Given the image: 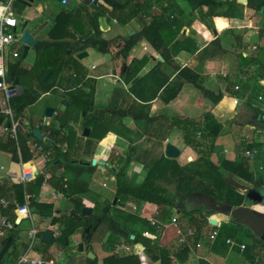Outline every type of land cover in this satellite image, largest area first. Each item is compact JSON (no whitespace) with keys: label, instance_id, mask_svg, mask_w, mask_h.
<instances>
[{"label":"trees","instance_id":"1","mask_svg":"<svg viewBox=\"0 0 264 264\" xmlns=\"http://www.w3.org/2000/svg\"><path fill=\"white\" fill-rule=\"evenodd\" d=\"M3 1V0H0ZM191 6L192 11L199 15L201 20L205 18L221 16L232 18L235 13V4L237 0H186ZM158 6L160 14H155L153 8ZM19 7V9H18ZM247 7L256 14H264V0H248ZM26 8V3L21 0L13 2V11L16 15H22ZM224 9V11H220ZM76 9L64 8L59 13L56 19V28H63L69 23H72ZM117 17L119 23L125 26L127 23L138 19L141 22V29L129 38L121 36L112 40L102 38L99 30L98 19L106 17L108 14ZM183 11L176 3V0H101L95 6L94 18L91 22L93 34L84 36L75 42L60 41V42H38L35 50L38 54V59L35 68L40 69L38 76V84L35 89L32 86L24 87L23 92L12 99L13 108L16 110L19 118L25 117V109L36 103L40 97V91L51 92L61 83L64 66L67 65L73 68L75 77V86L83 83L84 70L79 66V60L74 55L88 50L94 46V42L99 41L95 46L105 52H109L111 46L119 48L116 53L117 59H120L121 79L129 86V93L135 98V105L130 108L116 110L114 104L110 108L112 112L109 115L108 110H95V79H87L84 84L89 88L88 91L78 89L67 93L69 96L68 106L64 112H59L56 120L60 123V128L53 126L41 128L48 132L46 141L39 142L34 137L33 131H29L26 136L19 133V146L24 152V163H27L33 157L27 143L30 140L37 141L47 149L51 150L52 155L50 162L47 163L46 169L50 173V178L47 180L53 188L63 194L68 205L60 208L57 212L54 203H46L38 201L41 196L43 184L46 181L44 176H39L36 180L24 185L15 180L5 179L0 180V220L2 218L15 222L16 214L14 212L16 202L24 206L28 204L31 215L42 219H50L51 224L58 228L59 236L54 243L57 242L64 251L72 247L73 239L78 238L80 244H84L88 239V230L95 231L86 244V251H92L94 236L98 232L102 223L108 217V214H103L102 210L110 206L112 203L103 202L95 203L93 207L87 204V200L83 195L89 192V185H86L78 180H68L63 173H59L63 166L70 165L69 159L70 145L75 144L76 133L73 130L68 132L63 129L68 128L70 122L79 121L81 114L84 115V129H89L90 134L86 138L85 155L89 158L90 168L97 167L102 160H97L96 157L102 151L103 146L107 145L112 136H108L111 129L117 120L125 117H130L137 122H146L151 124L161 119L169 129L179 130L183 134L185 145L192 147L200 156L197 160L181 165L178 159H170L164 154L160 156H151V159H141L137 156L135 146H130L126 155L117 154L112 151L108 156L105 164H111L109 168L114 173L116 189L114 199L117 206L126 208L140 206L148 203L157 207L155 213L156 219L159 220L157 225L152 226L151 222H145L150 225L149 234L133 233L127 227H124L118 220L112 219L109 225V234L101 236L98 241L104 245H108L113 252L116 250L121 241L126 242L130 246L140 245L144 249L145 254L152 260L153 263L160 264H182L187 262L191 250L181 245L176 250L163 246L160 239L165 230V226L171 223V216L180 212L177 216V225L187 232L189 229L195 231L194 241L196 243L206 242L208 246L212 245L210 235L218 230L219 236L227 235L236 238L242 242L244 236H252L253 241L247 244L244 254L251 264L257 263L256 260L264 261V242L254 237L250 230L246 227L232 222L236 226H231L228 222L217 221V225L211 223L212 216L218 214L216 210L209 209L206 206L198 208L192 205L198 202L200 198L210 199L226 209H236L246 204V194H243L235 188L228 180V175L234 176L246 183L254 186V188L264 187V177L257 176L252 170V161L246 156V152L241 156L239 152L235 159H229L223 153L217 140L221 136L225 124L220 123L212 113L211 108L205 115L199 118H190L182 115H167L159 119L150 117L151 104L161 99L164 103H170L177 98L181 92L185 79L187 83L194 85L202 91L204 97L216 107L223 99L225 93L220 92L215 94L204 87L202 78L193 73L189 69L180 70L177 67L174 59L175 56L183 48H187L190 44V38L181 42L177 40V36L183 31ZM260 34L264 35V25L260 30ZM172 38L176 42L168 47L167 39ZM146 40L157 52L160 53L164 63L175 67L179 72L178 79L171 81V78L163 70V62L157 60L155 66L143 76H139L143 68L150 61V58L145 56L142 59H130L131 50L141 41ZM68 52L72 56L66 61ZM22 52L20 51L19 58ZM65 59V61H64ZM16 66H10L9 73L14 74V78H19ZM53 74L48 81H44L47 74ZM61 80V81H60ZM241 90L231 94V97L242 99ZM228 93V92H227ZM252 111L258 114L255 119L264 127V112L260 108L252 107ZM101 118H104L103 120ZM3 116L0 115V121ZM228 123H235V120ZM2 124V123H1ZM252 150H256L255 156H260L262 153L260 144H250ZM16 140L8 135L0 144V150L10 153L12 158L19 160L18 147ZM26 152L28 154H26ZM254 156V157H255ZM214 157H217L216 160ZM134 160L140 161L145 166V177L141 183L132 181L128 177V170ZM93 161H97L93 165ZM73 163V162H72ZM73 165L84 167L81 162L73 163ZM86 167V166H85ZM5 200V204L1 201ZM92 208L93 214L84 216L83 210ZM134 221H143L135 216L131 217ZM29 223L24 220L21 224L16 225L14 230L5 231L0 235V252L7 244L9 238H13L11 250L5 255L2 264L17 260L20 255V247L27 248L26 242L21 245L17 244V240L21 238V234L27 232L28 228L24 224ZM244 227L241 238H237L238 228ZM135 236L132 240L131 237ZM41 236V235H39ZM217 238V239H218ZM70 241V245H66V241ZM97 241V242H98ZM43 242V241H42ZM46 247L50 244L43 242ZM226 244V241H225ZM228 245V244H226ZM199 248H196L197 251ZM79 250V249H78ZM50 255L45 253V258ZM86 264H99L98 259H90L86 257ZM105 264H143L141 257L136 255L133 250L128 255L119 256L115 251L110 257L104 260ZM198 264H209L205 259L201 258Z\"/></svg>","mask_w":264,"mask_h":264},{"label":"crops","instance_id":"2","mask_svg":"<svg viewBox=\"0 0 264 264\" xmlns=\"http://www.w3.org/2000/svg\"><path fill=\"white\" fill-rule=\"evenodd\" d=\"M21 1L26 3V8L23 14L19 15L20 17H22V23H20L19 19L17 18L18 15L14 14L13 11V14L18 22L17 28L13 31H15V34L17 35L19 41L11 47V50L8 53V70L10 66H12V62L19 59L20 51H24L25 46L20 42V39L22 38L25 29H28L30 31L33 39L37 41V43L60 41L75 42L76 40L84 36H90L93 34L91 22L93 19H95V6L98 4V2H101V0H68L73 2V5L69 7L67 5H63L62 0ZM6 2L7 0L0 1V3L2 4ZM75 2L77 3V8L82 13L83 23H81L79 27L73 26V24L69 23L67 26H63V28L57 29V16L64 10L58 9L57 5L60 3L62 6H67L68 8L73 7V9H76L74 7ZM176 3L184 13V29L177 36V40H180L181 42L188 38H190L191 40L190 44L186 46L187 48H183L175 56L174 61L177 67H179L180 70L189 69L193 73L199 75L202 78L204 87L207 90L215 94L224 92L225 95L222 101L216 107H214L211 102L204 97L201 90L196 88L194 85L187 83L185 79H182V81H184V85L177 98L168 104L164 103L161 99L155 100L151 104L150 117L159 119L167 115H182L190 118H199L205 115L208 110L213 108L211 109V111L213 114H215L214 116L220 123L225 124L229 121L235 120V123H232L235 129L237 128L243 133L247 132L251 133L252 135L251 130L253 128L251 129L249 124H243L242 122H240V120H237V118L245 117V120L247 122L248 119L257 114L252 111V107L260 108L264 112V35L260 34V30L264 25V14L259 15L250 10L247 7L248 0L246 2L237 0L235 4V13L234 15H232V18L217 16L213 17L211 20L209 17L205 18L202 15L204 20H201L199 15H196V13L192 11L191 6L186 0H176ZM220 11H224V9H220ZM153 12L155 14H160V8L158 6H155L153 8ZM97 22L99 25V30L101 32V36L106 40H112L119 36L123 38H129L130 36L135 34L136 31H139L141 29L140 20L135 19L123 26L119 23L117 17H113L111 13L106 17H101ZM96 42V45L86 50V52L88 53V56L86 58H77L79 60L78 64L83 68V72L85 74L84 77H82V80H84L83 83L70 88V86L75 85V80L73 78L76 74H74L75 72L73 71V68L65 65V70L62 73L63 75L61 79L62 81L60 80V85L58 84L51 92L40 91V97L38 101L28 107H35L36 105L41 103V101L50 97L52 92L59 91L63 94H67L78 89L88 91L89 88L86 86V84H84L87 79H95L96 81L94 101L95 110H108L110 115V113L112 112L110 108L111 104H114L116 110L130 108L131 106L135 105V98L129 93V86L126 85L120 77V75L122 74L120 73L122 63L120 59H117L116 57V53L118 52L119 48L116 46H111L109 52H105L102 49H98L95 47L98 45L99 41ZM175 42L176 40H173L169 37V39H167L168 47L171 48V46ZM66 56L67 61L68 58L72 56V53L68 52ZM74 56L77 57V54ZM145 56L149 57L150 61L143 68V70L141 71L142 73H140L139 76H143L144 74L149 72L155 66L156 61L159 60L163 62V70L170 76L171 81H176L178 79L177 77L179 75V72L181 71L177 70L173 66L165 64L163 59H159V57H161L160 53L157 52L146 40H141L131 50L130 59H142ZM23 58L25 61L24 63L32 68L33 73L30 77V83L33 84L35 86L34 88L36 89L38 84V76H40L39 74L41 71L40 69L35 68L38 59V54L35 50V47L29 49L26 57H24L23 54ZM29 58L30 60L27 61ZM15 79L19 80V84L17 86L20 88L22 93L24 87L20 85L21 80L20 78ZM242 84L244 86V89L242 91V99L239 100L235 97H231V94H234V92H238L239 90H241L240 87L242 86ZM1 103L2 94L0 93V105ZM51 103L46 105L45 109L51 108L54 110L52 118L47 117L44 113L39 115L38 118L40 119L37 123L29 121L27 124L25 117L20 118V133L22 135L26 136L29 131L34 132V130H40L44 138L43 141H46L47 134L45 133V131L41 130V128H47L50 126L60 128V123L56 120V116L59 112H64L69 103H67L66 106H64L63 103H58L56 100L52 101ZM234 105H236L235 108ZM27 108L25 110H27ZM84 115L85 114H83V116ZM101 119L103 120L104 118ZM2 120V124L0 121V144L7 136V133L4 130V117ZM70 129L76 133L75 144L71 151L74 159L73 163L81 162V164H84V166L88 167L91 160L89 158H86L85 144L86 138L89 135L85 136V129L81 127L79 128L73 122H70L68 128L63 129V131L68 132V130ZM108 136H112V138L107 145L103 146L100 153V159L104 162H106V157L109 156L112 151H115L117 154L119 153L122 155H126V150L128 149L129 151L130 146H135L137 144L142 145L141 147L142 149H144L147 159L148 157L149 159H151V156H160L161 154L165 155V148L167 144H172L179 150H181V156L178 159L181 165L187 164V162H185L187 160L191 159L190 162H192L200 157L192 147L185 145L183 134L181 131L169 129L161 119L151 124H147L146 122H137L130 117H125L121 120L116 121ZM255 136L258 137V132ZM256 137L255 141L257 140ZM252 139L247 143L256 144V142ZM246 141L247 138L243 139V142ZM31 142L34 141L30 140L27 143V147L28 149H30V152L33 155L30 161H32L38 155L35 154V152L31 151ZM240 149L243 148L240 142H238V146L236 149H234L233 151L225 149L223 150V153L225 155H229V159H235ZM251 149L252 147H248V150ZM239 153L241 156L243 155V151ZM26 154L28 153L26 152ZM23 155L24 152L22 151L21 147H19L18 149V161L14 160L10 153L0 150L1 181H4L5 179L11 180L10 174L20 175L21 164L24 163ZM260 156V161L264 162V151H262ZM83 158L85 160H83ZM49 160L50 159H41L42 166H46L47 163L50 162ZM98 167L102 174L111 176V178H113L112 180L115 182L114 175L109 173L103 165L99 164ZM145 170V166L140 163V161L134 160L129 167L128 177L136 175L134 174L136 172L137 176H140V180L137 181V183H141L145 177ZM252 170L254 171L253 168ZM65 172L66 169L62 168L59 173H63L65 175ZM67 179L73 180L71 178ZM48 185H51V183L47 182V185L43 186L41 196L38 198L39 200H37L46 203H54L56 205L57 212H60L61 207L68 205L66 204L67 199L63 194L57 192L52 185L51 194V192L47 190ZM104 186L107 187L106 184H104ZM114 195L115 190L113 193H105L99 191L96 192L94 188L89 186V192L83 195V198L85 200L88 199L87 201L90 200L94 204L103 202L112 203L110 206L106 207L109 208L108 212L114 211L115 219L133 233L149 234V228L145 229L144 225H146V223H144V221H150L151 217L152 219L159 222V220L154 216L155 213H157V207L155 205L145 203L143 205L140 204V206L134 205L133 207L128 206L126 208H122L114 203L116 201L114 199ZM92 196L95 197L94 201L92 200ZM93 212L94 211H92V214ZM120 212L123 213V216L124 212L128 213L126 219H124L126 222L123 220ZM179 213L180 212L178 211L176 215L173 214L171 216V223L165 226V230L160 239V243L163 246H167L169 248H172L173 250H176L177 246H179L177 244V235L176 238L174 236L172 237V235H169L170 233L168 234V231L169 229H171V227H174L175 230L177 227H179L178 225L176 226L172 223V219L177 218V215ZM132 216L140 218L143 221L131 220ZM42 220L47 224L46 229L42 232H52L54 234V240H56L59 236L58 228L51 224L50 219ZM49 225H51L52 227L50 230L48 229ZM91 232H88V235ZM227 238H229V236L227 235L225 237L220 236L215 242H212V245L208 246V249H206L208 251L207 254H204L203 252V250H205V247H202V249L198 251L190 252L189 259L187 260V262H184L182 264H198V261L201 258L205 259L207 262H209V264H217L219 255L227 251L226 248L228 246L226 247L225 244ZM54 240L53 243L50 244H56L54 248L49 249L45 247V252H47L50 257L46 259L45 256L41 255L37 259H43L45 261L57 260L58 263L60 262L58 259H60L64 254V250L61 249L57 242L54 243ZM22 242H24V239L22 237L17 240L18 245H21ZM74 243L79 244L77 250H80L81 245H84L85 247L86 244H88L87 239L85 240L84 244H80L78 238L73 239L71 246H73ZM240 243L247 245V243L244 241ZM100 246L105 252L102 263L99 262V255L94 249L96 248L95 245H92L93 248L92 251H90L93 253L95 258L98 259L99 264H105L104 260L115 253V251L118 252L119 256H125L128 255L131 250H133L136 255H139L141 257L143 264H160L153 263L152 260L145 254L144 249L140 245L130 246L126 242L121 241V244L118 245L114 252L108 245H104L101 243ZM85 248L84 252H86V256L88 257V254L90 252H87ZM22 251L23 248L20 247V253ZM212 253L213 256H210ZM241 255L242 257H244L242 264H251L244 253ZM58 256L60 257L58 258ZM9 260L5 264H10L11 262H9ZM83 264H86V262H84ZM231 264L236 263L233 262Z\"/></svg>","mask_w":264,"mask_h":264},{"label":"rangeland","instance_id":"3","mask_svg":"<svg viewBox=\"0 0 264 264\" xmlns=\"http://www.w3.org/2000/svg\"><path fill=\"white\" fill-rule=\"evenodd\" d=\"M67 6H62L60 3L57 5L58 9H64ZM76 8V12L73 16V19L71 24H73V26H80L81 23H83V18H82V13L79 11V9L77 8V3L75 2V6ZM17 18L19 19L20 23H22V17H20L19 15L17 16ZM22 50V49H21ZM22 56L21 58H19L18 60H14L12 63V66H16L15 70L17 71L18 77L21 80V86L23 87H35L33 84L30 83V77L32 76V68L29 67V65H27L26 63H24V58H23V54L24 51L22 50ZM13 60V59H12ZM30 58L27 60L29 61ZM16 61V62H15ZM120 73H121V68H120ZM57 101L58 103L62 104L64 106L67 105L68 101H69V96L67 94H63L59 91L56 92H52L51 96L44 99L43 101H41V103H39L38 105H36L35 107H28L27 110H25V120H26V124L29 121H32L34 123H37L39 121L40 118L39 115L44 114L46 112L45 106L48 105L49 103H51L52 101ZM52 104V103H51ZM236 105H234L235 108ZM81 118H79V121L73 122L75 123L79 128H83V124H84V116L83 113L80 115ZM258 117V114H256L255 116L251 117L250 119H248V121L246 122L245 117H238L237 120H240V122H242L243 124H249V126L251 127V131H252V135L251 133H243L240 130H238L237 128L235 129V127L232 125V123H225L223 132L221 134V136L219 137V139L217 140V146L221 147V150H225V149H229L230 151H233L234 149L237 148L238 146V142H240V144L242 145V148H244L243 153L246 152L248 150V147H250L251 145L249 143H247L248 141H251V139L253 141H255V135L258 132V137L257 140L255 141L256 144H260L261 145V150L264 151V127L258 123V121H256L255 119ZM26 127V126H25ZM87 129V128H86ZM261 131V132H260ZM261 133V134H260ZM244 136V137H243ZM252 136V137H250ZM246 142H243V139H246ZM251 138V139H250ZM142 145H135V148L137 150V156L140 157L141 159L146 158V153L144 151V149H142L141 147ZM74 145H70V155H69V159H70V165H65L63 166L66 169L65 172V176L67 178H71L74 181L78 180L86 185L91 186L92 188H94L99 192H105V193H113L114 190L116 189V183L112 180L113 178H111V176L106 175V174H102L100 172L99 167H80V166H76L73 165L72 162H74L73 160V155L71 153L72 149H73ZM128 153V149L126 150V153ZM227 158H229V155H225ZM259 157L261 156H255L253 158H250L253 164V169L256 172L257 176H263L264 177V162H261ZM82 158V157H81ZM108 158V156L106 157ZM217 157H214V159L216 160ZM97 160H101L99 155L96 157ZM83 160H85L83 158ZM104 160V159H103ZM107 160V159H106ZM190 160H187L185 162H190ZM134 176L129 177L132 181L137 182L139 181V177L137 176V173L135 172ZM144 175V174H143ZM228 180L229 182L235 187L237 188L239 191L246 193L249 189L254 188L253 185L246 183L234 176H230L228 175ZM104 184L107 185V187L104 186ZM51 185L47 186V190L51 192L52 194V189H51ZM95 197L92 196V200L94 201ZM88 200V199H86ZM87 204H89L90 207H93V205H95L93 202H91L90 200L87 201ZM193 207L198 208L200 206H206L209 209H213L216 210L218 212L217 215L212 216V219L215 221H222V222H228L231 226H236L235 224H233V220L230 217V213L232 209H226L223 206L217 204L216 202H214L213 200L210 199H204V198H200L198 200V202H195L193 205ZM106 208V207H105ZM105 208L102 210V213H104ZM256 210L262 211L264 212V207L258 206V207H254ZM109 213V214H108ZM106 214H108V217L106 218V220L102 223L101 227L99 228L98 232H96L95 236H94V242L93 245H95L96 248L95 251L98 253L99 255V262L102 263L103 262V258L105 255V252L103 250V248L100 246L101 243L98 241V239L101 236H104L106 233L109 234V225L112 219H115V213L114 211L111 212H107ZM120 214L123 217V220L126 219L127 214L124 212V216L123 213L120 212ZM176 215V214H175ZM152 219V217L150 218ZM148 220V219H147ZM154 220V219H153ZM33 221L35 222V225L38 229H40L41 231L45 230L47 227V224L43 222V220H41L39 217H34ZM125 221V220H124ZM126 222V221H125ZM147 222L150 223V221L148 220ZM24 226H26V228H28L30 225L29 223H25ZM145 229H148L150 227V225H144ZM28 230V229H27ZM149 230V229H148ZM244 227H239L238 228V235L237 238H241V234L244 231ZM176 230L175 228L171 227V229H169L168 234L172 235V237L174 236L176 238ZM27 236H28V232L22 233L21 237L24 239V241L27 240ZM226 235H223L222 237H225ZM98 241V242H97ZM242 241L246 242L247 244H251L253 241L252 236H244L242 238ZM241 242V241H238ZM177 244L179 246L180 243L179 241H177ZM208 240L205 242H201V247L198 249H202V247H205V250H203L204 254H207L208 251L206 249H208ZM56 244H52L49 245L47 248H54ZM177 246V248L179 247ZM46 245L42 242L41 237L38 236L37 241L35 243V248L32 250V256L35 258H39L41 255L45 256V248ZM227 247V245H226ZM225 247V248H226ZM105 248V247H104ZM227 251L221 253L219 255L218 263L217 264H231L233 262H235L236 264H242L243 263V258L241 254H243L239 248L235 247L233 249H230V247L228 246ZM197 250V251H198ZM192 252V251H191ZM213 256V253L210 255ZM60 256H58L59 258ZM86 252H81L80 250H77V252L74 254L73 253V247L68 248L67 250L64 251V254L61 256L60 259H58L60 262V264H83L85 262L86 259ZM57 259V258H56ZM190 264V263H189Z\"/></svg>","mask_w":264,"mask_h":264},{"label":"built area","instance_id":"4","mask_svg":"<svg viewBox=\"0 0 264 264\" xmlns=\"http://www.w3.org/2000/svg\"><path fill=\"white\" fill-rule=\"evenodd\" d=\"M15 0H7L6 3H0V93L2 94V103L0 105V115L4 117V130L7 135L16 140L17 145L19 146V133L21 131V120L17 116L16 110L13 108L12 99L18 96L21 93L20 88L15 84L14 80L9 82V78L11 74L8 70V53L11 50V47L16 44L19 39L15 34V30L18 26L17 19L13 14V2ZM63 5H67L68 0H62ZM261 99V98H260ZM50 133L46 135V138ZM31 151L38 154L32 161L21 164V172L18 174H10L11 180H15L20 184H28L34 180H36L39 176H44L46 181L43 186L47 185V180L50 178V173L46 169V166H42L41 159L48 160L50 159L52 152L45 148V146L39 142H31ZM20 147V146H19ZM18 147V149H19ZM246 156L253 158L256 154V150H248L246 151ZM63 172V170H62ZM243 193V192H242ZM247 193V192H246ZM243 193V194H246ZM6 201H1V204H5ZM14 210L16 214L15 222H12L8 219L0 220V235L5 231L14 230L17 225V220L20 219L21 222L24 220H28V236L27 240L24 241L27 244V248L23 249V251L18 256L17 260L11 262L10 264H59L57 260H49L45 261L43 259H37L31 255L32 250L35 248V243L37 241L38 236L41 234V230L38 229L33 221V216L30 213L29 205L25 204L24 206L17 204ZM151 225H157V221L151 219ZM172 223L177 226V218L172 219ZM19 225V224H18ZM51 225H49V230L51 229ZM176 235L180 245L187 246L192 252L195 251L196 248L201 247V243H196L194 241L195 231L193 229H189L187 232H184L180 227L176 228ZM219 236V231L216 230L210 235V240L215 242ZM227 246L230 249L235 247L239 248V250L244 253L247 245L238 242L236 238L229 237L226 239ZM78 243H74L72 247L73 253L77 252ZM257 263L264 264V261L261 262L260 259L256 260Z\"/></svg>","mask_w":264,"mask_h":264},{"label":"water","instance_id":"5","mask_svg":"<svg viewBox=\"0 0 264 264\" xmlns=\"http://www.w3.org/2000/svg\"><path fill=\"white\" fill-rule=\"evenodd\" d=\"M242 1L246 2L247 0H242ZM72 5H73V2L68 1L67 6L70 7ZM20 42L25 46L24 57L27 56L30 48H34L37 45V41H35L33 39V36L28 29L24 30V33H23L22 38L20 39ZM96 44H97V42L94 43V45H96ZM69 53H71V52H69ZM87 56H88V53L86 51L77 54L78 59H84ZM159 59L162 60L163 58L159 57ZM47 75L48 76H46L44 78L45 82L48 81L49 78L51 77V75H53V74L49 73ZM13 80H14L16 85L19 84V80L15 79L14 74L12 73L11 77L9 78L8 81L12 82ZM53 113H54V110L51 108H48L45 112V115L47 117L52 118ZM2 122H3V120H1V123ZM33 133H34V137L36 139H38L39 141L44 140L40 130H34ZM88 135H89V130L85 129V136H88ZM165 156L170 158V159H179V157L181 156V150H179L176 146H174L172 144H167L166 148H165ZM96 164H97V161H93V165H96ZM100 164L103 165L109 173L114 175V173L109 168V166H111V164L106 165L104 161H101ZM114 203H116V201ZM256 206H264V187L249 189L246 193V204L242 207L232 209L231 213H230V217L235 223L240 224V225L246 227L248 230H250L254 237H256V238H258L264 242V213L256 210L254 208ZM92 211L93 210L91 208H85L83 210V215L84 216L91 215ZM108 211H109V208H105L104 213H107ZM20 222H21V220L18 219L17 225L20 224ZM211 223L213 225H217V221H215L213 219L211 220ZM94 231H95V229H93L92 232L89 233L87 242H89V240L92 236V233ZM88 232H89V230H88ZM41 238H42L43 242H45L47 244H51V243H53V240H54V234L50 231H44L41 233ZM131 239L134 240L135 236L133 235L131 237ZM12 240H13V238H11V239L9 238L7 244L3 248L4 250H2L0 252V264H2V261L5 257V255L10 250ZM66 245H69V240L66 241ZM80 247H81L80 251L84 252V248H85L84 245H81ZM88 258L95 259V256L93 255L92 252H90L88 254Z\"/></svg>","mask_w":264,"mask_h":264},{"label":"bare ground","instance_id":"6","mask_svg":"<svg viewBox=\"0 0 264 264\" xmlns=\"http://www.w3.org/2000/svg\"><path fill=\"white\" fill-rule=\"evenodd\" d=\"M256 207H258V206H256ZM261 207H263V206H261Z\"/></svg>","mask_w":264,"mask_h":264}]
</instances>
